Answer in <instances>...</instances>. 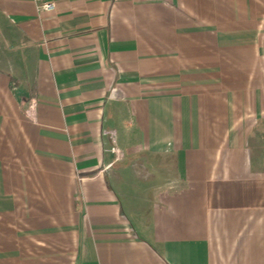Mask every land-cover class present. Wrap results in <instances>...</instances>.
I'll return each instance as SVG.
<instances>
[{"label": "crops", "instance_id": "0c3cea01", "mask_svg": "<svg viewBox=\"0 0 264 264\" xmlns=\"http://www.w3.org/2000/svg\"><path fill=\"white\" fill-rule=\"evenodd\" d=\"M48 1L0 0V264H264V0Z\"/></svg>", "mask_w": 264, "mask_h": 264}, {"label": "built area", "instance_id": "2783aa9c", "mask_svg": "<svg viewBox=\"0 0 264 264\" xmlns=\"http://www.w3.org/2000/svg\"><path fill=\"white\" fill-rule=\"evenodd\" d=\"M34 2L36 3L37 9H38L39 12H53L56 9V4L53 1H48V0H34ZM26 113L33 120H36V114H35L34 104L27 110ZM114 153H115V162H118L121 159H123L124 152L118 146H115L114 147Z\"/></svg>", "mask_w": 264, "mask_h": 264}, {"label": "rangeland", "instance_id": "374dc122", "mask_svg": "<svg viewBox=\"0 0 264 264\" xmlns=\"http://www.w3.org/2000/svg\"><path fill=\"white\" fill-rule=\"evenodd\" d=\"M123 158H124V157H123ZM121 160H122V159H121ZM121 160H120V161H121ZM120 161H118V162H120Z\"/></svg>", "mask_w": 264, "mask_h": 264}]
</instances>
